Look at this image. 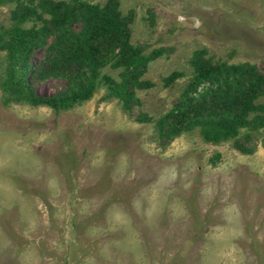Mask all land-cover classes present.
<instances>
[{
	"label": "rangeland",
	"instance_id": "obj_1",
	"mask_svg": "<svg viewBox=\"0 0 264 264\" xmlns=\"http://www.w3.org/2000/svg\"><path fill=\"white\" fill-rule=\"evenodd\" d=\"M39 1H1L0 26ZM117 4L132 43L161 47L130 107L103 83L59 111L4 103L0 86V264H264V127L211 142L198 126L168 136L170 121L158 122L194 74L195 50L264 72V0ZM5 65L0 49V76ZM120 69L101 70L119 79ZM27 79L40 95L68 87Z\"/></svg>",
	"mask_w": 264,
	"mask_h": 264
},
{
	"label": "trees",
	"instance_id": "obj_2",
	"mask_svg": "<svg viewBox=\"0 0 264 264\" xmlns=\"http://www.w3.org/2000/svg\"><path fill=\"white\" fill-rule=\"evenodd\" d=\"M18 5L12 9L14 21L0 26V49L5 50L6 60L0 76L4 103L25 100L59 111L88 99L103 83L108 95L117 96L130 107L136 87L143 84L140 76L161 47L144 52L143 45L130 41L129 18L120 12L117 0L102 4L40 0L35 5ZM29 19L33 24L24 26L22 23ZM76 22H80L78 30L73 26ZM37 48L43 55L34 61ZM202 51H194L190 60L194 74L178 100L158 119L161 128L169 120L166 134L170 136L198 126L206 141L218 142L235 138L240 128L264 127V72L248 62L203 59ZM107 63L121 68L119 79L102 72ZM29 74L38 79L59 76L67 80L68 87L50 95L35 94L27 79ZM177 74L176 70L170 72L166 83ZM235 145L247 151L242 144Z\"/></svg>",
	"mask_w": 264,
	"mask_h": 264
}]
</instances>
